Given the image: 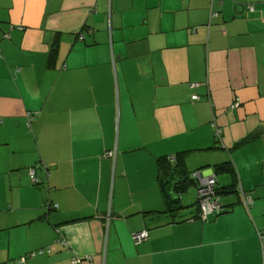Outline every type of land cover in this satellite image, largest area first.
Wrapping results in <instances>:
<instances>
[{"label": "crops", "instance_id": "crops-1", "mask_svg": "<svg viewBox=\"0 0 264 264\" xmlns=\"http://www.w3.org/2000/svg\"><path fill=\"white\" fill-rule=\"evenodd\" d=\"M179 152L223 212L167 209ZM263 231L264 0H0V264H264Z\"/></svg>", "mask_w": 264, "mask_h": 264}, {"label": "built area", "instance_id": "built-area-1", "mask_svg": "<svg viewBox=\"0 0 264 264\" xmlns=\"http://www.w3.org/2000/svg\"><path fill=\"white\" fill-rule=\"evenodd\" d=\"M249 10H252V8H250ZM215 14V13H213ZM192 99H196L197 96L196 95H192L191 96ZM30 113H27L28 119L30 120L31 117H29ZM170 160L173 159V157H169ZM190 176L195 179V181L197 182L196 184V198L198 201V206L200 209V213H199V217L202 218L203 220H206L210 215H214L219 213L222 209H223V205L220 202V195H218L215 191V188L217 187L216 185V179L213 173L207 175V176H202L201 171H193L190 173ZM29 178L35 182L36 178H35V174H34V170L31 169L29 172ZM237 190L243 195V201L245 204H247L248 202H250V197L248 195H245L244 192L241 190L240 187H237ZM258 236L260 239H262L264 237V231L263 232H259ZM132 237L136 240V241H142L147 237V232L146 230H140L135 232ZM261 245L264 246V242L261 241ZM50 249L49 248H41L38 250H35L33 252H30L28 254V256H35V255H40L43 254L45 252H49ZM86 258V257H85ZM26 257L23 256L21 258L18 259L19 262L23 263L25 261ZM80 259L78 258H72V261L74 263L78 262Z\"/></svg>", "mask_w": 264, "mask_h": 264}, {"label": "trees", "instance_id": "trees-1", "mask_svg": "<svg viewBox=\"0 0 264 264\" xmlns=\"http://www.w3.org/2000/svg\"><path fill=\"white\" fill-rule=\"evenodd\" d=\"M56 35H58V34H56ZM78 35H80V34H78ZM58 43H59V38L58 37L54 38L53 42L49 48L48 55H47V67H51L54 60L57 57ZM183 156H184L183 152H179V153H176L174 155L172 161L169 160L166 156H160L156 159L157 168H158V178H161V177L167 178L172 165H174L180 169V173H181V176L184 178V181L175 186L176 192H178L180 194L185 192L189 188V185L194 184L196 186L195 179H193L190 176L191 172H188L184 166V157ZM213 169H214L215 174H217L219 171H226L227 173H230V175L232 177L234 175L233 170H232L233 168L230 165L229 161L216 164V165H214ZM233 180H234V177H233ZM234 188H235V182H232L230 185H228L226 187H216L215 191L218 195H220L222 192L232 191V190H234ZM194 207H195V210L197 211L196 217L200 218L199 217L200 209L198 206L197 198H196V201L194 203ZM223 210L224 209H222L219 213L223 212ZM219 213L214 214L213 216H216ZM193 219H194V217L191 216L189 218H186L185 221H190Z\"/></svg>", "mask_w": 264, "mask_h": 264}, {"label": "water", "instance_id": "water-1", "mask_svg": "<svg viewBox=\"0 0 264 264\" xmlns=\"http://www.w3.org/2000/svg\"><path fill=\"white\" fill-rule=\"evenodd\" d=\"M184 181L180 169L172 165L167 178H159V186L165 198L166 207L169 211L180 209L182 206L180 193L176 192L175 186Z\"/></svg>", "mask_w": 264, "mask_h": 264}, {"label": "rangeland", "instance_id": "rangeland-1", "mask_svg": "<svg viewBox=\"0 0 264 264\" xmlns=\"http://www.w3.org/2000/svg\"><path fill=\"white\" fill-rule=\"evenodd\" d=\"M181 197H182L181 203H186L189 206L185 208L184 211L185 212H188V210L193 211L195 208L194 203L196 201V186L194 184L189 185V188L186 190V192L180 195V198Z\"/></svg>", "mask_w": 264, "mask_h": 264}]
</instances>
